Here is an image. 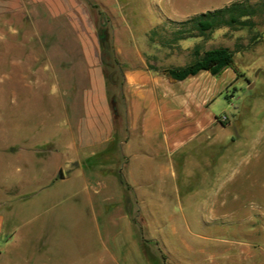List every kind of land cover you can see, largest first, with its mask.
<instances>
[{
  "label": "rangeland",
  "instance_id": "rangeland-1",
  "mask_svg": "<svg viewBox=\"0 0 264 264\" xmlns=\"http://www.w3.org/2000/svg\"><path fill=\"white\" fill-rule=\"evenodd\" d=\"M102 1L93 9L98 29L103 24L108 44L121 50L117 64H108L113 80L137 48H147L146 63L158 70L192 62L196 46L234 50L232 66L218 75L227 86L209 105L223 126L186 145L189 167L177 172L182 203L166 205L176 227L185 215L193 233L177 229L165 238L172 264H264V17L251 29L220 26L197 36L175 25L234 0ZM21 25L0 21V264H155L143 238L165 239V222L147 206L133 219V205L122 212L115 196L98 200L84 187L83 169L62 155L70 138L59 105L73 95L76 78L57 84L52 70L12 68L25 54L15 39L41 34ZM60 160L70 179H58Z\"/></svg>",
  "mask_w": 264,
  "mask_h": 264
},
{
  "label": "crops",
  "instance_id": "crops-1",
  "mask_svg": "<svg viewBox=\"0 0 264 264\" xmlns=\"http://www.w3.org/2000/svg\"><path fill=\"white\" fill-rule=\"evenodd\" d=\"M97 4L105 5L102 0H0V21L21 20L25 33H31L27 29L41 31L34 37L26 34L15 39L25 54L18 56L12 68L25 65L27 69L52 70L57 84L65 82L68 75L76 78V85L69 88L73 95L59 105L70 138V149L65 148L62 155L70 157L72 167L83 169V185L87 188L89 184L98 200L110 193L120 203V211L133 205L137 212L133 219L139 220L143 206L154 209L153 217L158 215L165 222L159 226L164 238L178 234L177 229L182 234L193 233L185 215L180 228L176 227L166 205L182 203L177 172L189 167L186 145L223 126L209 105L226 88L218 75L229 67L216 75L202 70L172 80L147 65V48H137L133 63L128 62L129 57L118 66L120 81L113 80L108 64L100 59L93 12ZM120 52L116 47L115 56ZM56 169L58 179H70L63 161L57 162ZM93 172L110 175L94 178ZM145 239L144 248L155 264H172L169 240H160L159 233L151 242ZM182 241L186 250H194ZM197 251L204 252L201 248ZM213 263L209 260L207 264Z\"/></svg>",
  "mask_w": 264,
  "mask_h": 264
},
{
  "label": "trees",
  "instance_id": "trees-1",
  "mask_svg": "<svg viewBox=\"0 0 264 264\" xmlns=\"http://www.w3.org/2000/svg\"><path fill=\"white\" fill-rule=\"evenodd\" d=\"M259 17H264V0L254 2L250 0H234L227 5L213 10H207L188 20L177 23L175 27L177 31L180 30L179 28L186 27L191 29V31L193 30L191 32L192 35L204 36L220 26H227L233 30L243 28L251 29L257 24L255 18ZM97 36L101 45V61L109 65L117 64L114 51L108 44L106 30L103 24L98 29ZM155 42L164 45L171 44V41L168 40H157ZM193 52L195 59L192 62L184 66H169L164 68L162 72L172 80H181L202 70H207L215 75L220 74L225 68L232 66L233 63L234 50L228 47L211 48L200 52L196 46L193 48Z\"/></svg>",
  "mask_w": 264,
  "mask_h": 264
},
{
  "label": "water",
  "instance_id": "water-1",
  "mask_svg": "<svg viewBox=\"0 0 264 264\" xmlns=\"http://www.w3.org/2000/svg\"><path fill=\"white\" fill-rule=\"evenodd\" d=\"M252 83H250L249 85H251ZM62 175V174H61Z\"/></svg>",
  "mask_w": 264,
  "mask_h": 264
}]
</instances>
